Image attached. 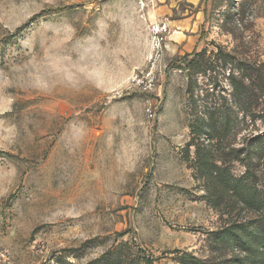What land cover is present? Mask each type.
Listing matches in <instances>:
<instances>
[{"label":"rangeland","instance_id":"obj_1","mask_svg":"<svg viewBox=\"0 0 264 264\" xmlns=\"http://www.w3.org/2000/svg\"><path fill=\"white\" fill-rule=\"evenodd\" d=\"M243 252H264V0H0V264Z\"/></svg>","mask_w":264,"mask_h":264},{"label":"built area","instance_id":"obj_2","mask_svg":"<svg viewBox=\"0 0 264 264\" xmlns=\"http://www.w3.org/2000/svg\"><path fill=\"white\" fill-rule=\"evenodd\" d=\"M149 32L152 36L151 42L149 45V52L146 56V63L150 66L151 70L156 68L163 57V44L166 40V35L168 34L167 27L162 24L160 25H151ZM145 80V81H144ZM151 73H147L146 77L142 80H139V87H142L144 92H150L153 88Z\"/></svg>","mask_w":264,"mask_h":264},{"label":"trees","instance_id":"obj_3","mask_svg":"<svg viewBox=\"0 0 264 264\" xmlns=\"http://www.w3.org/2000/svg\"><path fill=\"white\" fill-rule=\"evenodd\" d=\"M187 58L188 57L185 56L184 61H185V59L187 60ZM249 71H250V69L247 70L248 73H249ZM255 71L261 72V69L257 68V70H255ZM261 81H263V80L261 79ZM243 89H244V93H245L246 92L245 88H243ZM223 231L226 233V235H229V234L233 235V233H234V231L231 228H226ZM261 243H263V242H259L258 244H261ZM244 249L246 250V248H244ZM245 250H243V251H245ZM243 253L246 254V256L243 259L237 258L236 261L238 263H242V264H264V252H243ZM190 259H191L189 262L190 264H203L202 262H200V261H198L192 257Z\"/></svg>","mask_w":264,"mask_h":264}]
</instances>
